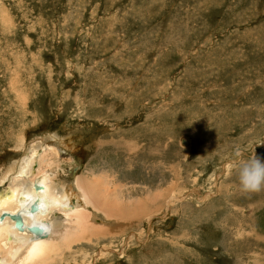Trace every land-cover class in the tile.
Returning <instances> with one entry per match:
<instances>
[{"label":"rangeland","instance_id":"1","mask_svg":"<svg viewBox=\"0 0 264 264\" xmlns=\"http://www.w3.org/2000/svg\"><path fill=\"white\" fill-rule=\"evenodd\" d=\"M35 143L113 189L52 264H264V0H0V176Z\"/></svg>","mask_w":264,"mask_h":264},{"label":"bare ground","instance_id":"2","mask_svg":"<svg viewBox=\"0 0 264 264\" xmlns=\"http://www.w3.org/2000/svg\"><path fill=\"white\" fill-rule=\"evenodd\" d=\"M37 147H39L38 143L31 145L22 161L17 163V166L10 164L0 176V184L6 180V183H9L5 190L0 191V215L3 211L10 214L20 213L24 223V229L19 230L9 216L5 214L0 217V264H52L53 257L61 253V242L69 246L73 241L90 235L93 230L110 225L109 218L104 215L106 213H102L105 216L103 223V219L97 220L100 214L97 215L96 211L102 209L105 201L113 204L114 198L111 197L113 189L102 188L101 193L97 186L101 184L99 179L92 180L90 177L81 176L74 181L81 192L79 195H84L85 200L78 195L71 198V193L67 192L64 183L57 181L53 158L57 152L52 149L53 147L42 152L38 167L33 170ZM35 184L40 185V188L35 189ZM71 201L73 204H70ZM33 202L37 205V209L30 212L29 206ZM57 211L63 213L61 219L53 217ZM118 213L120 214L118 216L124 215L121 211ZM119 219L123 218L119 217ZM35 224L43 225L47 231L44 236H35L28 230V226Z\"/></svg>","mask_w":264,"mask_h":264},{"label":"clouds","instance_id":"3","mask_svg":"<svg viewBox=\"0 0 264 264\" xmlns=\"http://www.w3.org/2000/svg\"><path fill=\"white\" fill-rule=\"evenodd\" d=\"M234 155L240 190L248 194L264 191V160L255 154L253 148L247 159H244L246 154L240 150H236Z\"/></svg>","mask_w":264,"mask_h":264},{"label":"water","instance_id":"4","mask_svg":"<svg viewBox=\"0 0 264 264\" xmlns=\"http://www.w3.org/2000/svg\"><path fill=\"white\" fill-rule=\"evenodd\" d=\"M5 182V181H4ZM2 188H4V185H3V183H1L0 184V190L2 189ZM34 188L35 189H39L40 188V185H38V184H35L34 185ZM33 203H35V202H33ZM37 209V206L36 207H31V206H29V210H30V212H34L35 210ZM7 215V216H9L12 220H13V222H14V226L16 227V228H18L19 230H23L24 229V223H23V220H22V218H21V214L19 215V216H17L16 214L17 213H9V212H2L1 213V215H0V217L2 218L3 217V215ZM20 221H22V223H20ZM44 229V228H43ZM28 230H30L31 232H32V234L33 235H35V236H39V237H42V236H44V234L47 232V231H45V230H41L40 228H36V227H33V225H31V226H28Z\"/></svg>","mask_w":264,"mask_h":264},{"label":"snow or ice","instance_id":"5","mask_svg":"<svg viewBox=\"0 0 264 264\" xmlns=\"http://www.w3.org/2000/svg\"><path fill=\"white\" fill-rule=\"evenodd\" d=\"M37 183H39V181H37ZM30 201H31V198H30ZM30 206L31 207H36L37 205L35 203H30ZM16 215L19 216L20 213H17ZM20 223H22V221H20ZM33 227L40 228L41 230H45L46 231V229H43V225H41V224H35V225H33Z\"/></svg>","mask_w":264,"mask_h":264}]
</instances>
